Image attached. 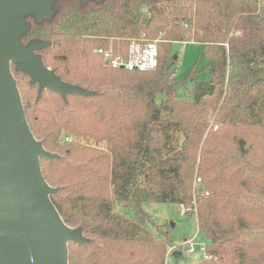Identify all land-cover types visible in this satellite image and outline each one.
Returning a JSON list of instances; mask_svg holds the SVG:
<instances>
[{
    "label": "trees",
    "instance_id": "1",
    "mask_svg": "<svg viewBox=\"0 0 264 264\" xmlns=\"http://www.w3.org/2000/svg\"><path fill=\"white\" fill-rule=\"evenodd\" d=\"M20 40L82 93L14 72L51 199L79 229L69 264H167L172 240L144 206L185 205L214 260L264 264V6L262 0H55ZM159 41L150 71L113 68L94 51ZM202 46L209 79L182 81L174 43ZM174 72V73H173ZM201 178V183L196 180ZM179 258L174 257V261Z\"/></svg>",
    "mask_w": 264,
    "mask_h": 264
},
{
    "label": "water",
    "instance_id": "2",
    "mask_svg": "<svg viewBox=\"0 0 264 264\" xmlns=\"http://www.w3.org/2000/svg\"><path fill=\"white\" fill-rule=\"evenodd\" d=\"M49 14L44 0H0V264H69L70 242L82 241L52 202L57 189L45 180L41 160L48 152L28 123L12 66L45 89L64 97L82 93L46 68L36 51L47 43L24 45L19 18ZM174 257L180 258L177 251Z\"/></svg>",
    "mask_w": 264,
    "mask_h": 264
},
{
    "label": "rangeland",
    "instance_id": "3",
    "mask_svg": "<svg viewBox=\"0 0 264 264\" xmlns=\"http://www.w3.org/2000/svg\"><path fill=\"white\" fill-rule=\"evenodd\" d=\"M54 1L55 0H44L49 12L46 16H41L37 13H28L19 18L20 22L23 24L24 33L27 32L32 21H43L54 12ZM262 5L264 6V0H262ZM121 43L125 45L127 42L123 41ZM47 45H49V43H47ZM172 51L174 56L179 58L178 71L172 79L182 81L193 69L200 72V79H209V71L205 69L208 65V61L203 56L201 45L193 42L185 44L174 43ZM49 69L53 71L52 68ZM12 72L13 74L14 72H18L15 66H12ZM169 78H171V75ZM144 208L150 217V221L146 224L147 228L156 237L161 238L164 233H167L172 240V245L169 247L167 264H197L199 261L205 260L203 258L202 246L206 245L208 248V245L199 233L195 216H186L181 206L176 204L153 203L145 205ZM185 240L195 241L196 246L193 253H188L189 246L184 245ZM177 251H180L182 256L174 261L173 254ZM217 259L218 258L214 256L212 260L217 262Z\"/></svg>",
    "mask_w": 264,
    "mask_h": 264
},
{
    "label": "built area",
    "instance_id": "4",
    "mask_svg": "<svg viewBox=\"0 0 264 264\" xmlns=\"http://www.w3.org/2000/svg\"><path fill=\"white\" fill-rule=\"evenodd\" d=\"M94 52L101 55L107 64L118 69L144 72L156 69L160 63L159 42L149 41L145 37L131 39L125 45H119L117 48L110 46L96 49ZM174 77L175 74H172L170 79ZM198 183H201V178L196 180V184ZM180 206L184 214L189 211L185 205ZM184 245L189 246L188 253L194 252L196 246L194 240H185ZM206 248V245L202 246L203 258L205 260L213 259L214 256L208 254Z\"/></svg>",
    "mask_w": 264,
    "mask_h": 264
}]
</instances>
